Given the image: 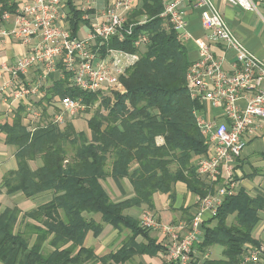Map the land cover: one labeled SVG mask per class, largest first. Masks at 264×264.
<instances>
[{"label":"trees","instance_id":"trees-1","mask_svg":"<svg viewBox=\"0 0 264 264\" xmlns=\"http://www.w3.org/2000/svg\"><path fill=\"white\" fill-rule=\"evenodd\" d=\"M3 1L0 15L14 11L15 6ZM140 2L129 15L128 22L135 23L132 34L123 40L114 35L101 48L102 52L108 48L139 52V60L122 77L124 92L110 91L101 98L100 92L70 86L66 75L34 103L42 111L34 129L23 121L24 104L12 124L0 126L7 134L6 143L17 148L18 164L3 179L0 194L4 189L29 198L48 190L54 194L49 202L28 211L18 205L0 210V264H141L133 263L135 255L153 256L165 253V248L139 218L125 211L143 205L154 210V195H172L179 181L200 198L208 193L192 160L208 148L197 122L203 105L192 96L187 82L192 62L178 33L161 16L162 0ZM65 4L71 33L77 36L87 21L85 12L76 8L74 0ZM140 19L145 21L138 24ZM141 32L149 35V42L137 49L134 41ZM56 95L82 98L92 112L86 131L78 130L71 120L62 127L50 119L49 105ZM37 160L40 164L34 168L31 162ZM109 176L119 185L127 178L134 195L114 200L102 183ZM262 209L264 196L239 190L226 197L217 215L206 221L203 240L195 245L203 253L221 245L223 257L204 254L196 256L193 264H242L252 247L259 245L252 233ZM92 214H101L103 222L120 232L130 230L118 249L98 255L94 247L85 245L90 231L96 237L103 231L102 222Z\"/></svg>","mask_w":264,"mask_h":264},{"label":"built area","instance_id":"built-area-1","mask_svg":"<svg viewBox=\"0 0 264 264\" xmlns=\"http://www.w3.org/2000/svg\"><path fill=\"white\" fill-rule=\"evenodd\" d=\"M16 1L19 4L12 34L29 48L13 64L3 67L10 74L7 86L11 88V96L26 106V112L33 119L42 117V111L34 103L46 95L47 88L53 85L51 75L56 72L62 78L67 75L70 86L84 91H125L122 77L139 60V52L117 48L102 52L101 48L102 43L114 35L123 40L132 34L135 23H129L128 19L135 9V0H109L106 9L95 14H90L88 7L83 6L84 17L92 20L85 37L73 36L61 22L65 17L62 9L66 0ZM184 1L162 0L161 13L182 41L187 36L188 24ZM219 1H193L201 12V23L208 31L209 40H197L199 57L191 63L187 73L192 96L221 107L223 112L220 121L197 112V122L208 150L197 162L196 172L211 188L200 198L190 222L163 223L148 208L139 219L141 226L161 230L167 264L194 263L198 250L195 245L204 238L206 221L217 215L226 197L237 192L234 170L245 152L247 135L254 133L257 119H264V61L251 52L227 24L218 7ZM226 1L242 9L256 8L253 0ZM2 17L8 19L9 13H3ZM144 21L140 19L138 24ZM148 42L149 35L141 32L134 46L143 48ZM210 42H220L234 52L235 60L230 69L224 66L223 57L214 54ZM33 69L42 70L37 80L28 76ZM85 111L87 106L82 98L70 95H56L49 105L50 119L60 126L65 125L69 117ZM263 255L264 246H254L242 264L260 262Z\"/></svg>","mask_w":264,"mask_h":264},{"label":"crops","instance_id":"crops-1","mask_svg":"<svg viewBox=\"0 0 264 264\" xmlns=\"http://www.w3.org/2000/svg\"><path fill=\"white\" fill-rule=\"evenodd\" d=\"M193 1L185 0L183 3V10L188 22L186 27L187 36L184 38L183 44L186 47L190 62L197 60L199 57L197 40H209L208 31L204 30L201 23V12L194 7ZM253 1L256 4V8L252 10L231 5L226 0H220L218 7L234 33L251 52L264 61V0ZM6 2L8 7L15 6V8L14 11L9 9L4 10L0 15V126L6 123L12 124L16 111L22 104L11 96V88L9 89L7 86L10 74L3 65L13 64L18 58L26 54L29 48L12 34L15 28L14 19L19 3L16 0H6ZM3 3L4 1L2 2L0 0V9ZM108 3L109 0H74L76 8L83 9V6L86 5L90 14H95L96 12L101 13L106 9ZM140 5V0H135V9ZM62 11L65 17L61 22L70 30L68 23L69 9L66 4ZM6 12L9 13L8 19L2 17L3 13ZM84 19L88 22L86 21V23L81 25L77 37H85L88 33L92 20L91 17H84ZM210 46L217 57L224 58V66L230 69L232 62L235 60L234 52L226 49L220 42H210ZM40 75H42L41 69H33L29 72L28 76L31 80H37ZM51 78H53L52 80L54 82L62 77L56 72L51 75ZM241 102L244 103L243 100ZM201 103L203 108L200 111L207 118L217 121L223 120L221 107L214 106L208 101ZM91 115L92 112H89L88 117ZM72 118H68L67 122L71 120L78 130L86 131L87 124L84 125L82 121L86 123L87 120L84 118L80 119L81 117L77 116ZM23 121L28 125L29 129H34L41 121V117L33 119L26 112ZM61 126L63 127L64 125ZM6 137V132L0 129V184L3 182L7 173L16 170L18 167L16 159L17 148L14 145L6 143ZM159 141H162V138H159ZM201 157L202 155L194 156L192 158L193 163L197 164ZM31 164L36 168L40 164V160L32 161ZM234 178L236 180L237 191L242 190L253 197L258 195L264 196V119H257L254 133L247 135L246 149L242 157L238 160L234 170ZM102 183L110 196L116 201H121L134 195L133 187L127 178L124 179L121 185L117 184L111 176L103 180ZM207 188L209 191L211 187L207 185ZM53 195V192L48 190L29 198L22 192L7 194L4 189L3 193L0 194V210L18 205L23 211H28L49 202L52 200ZM199 200L200 196L197 193L189 190L185 182L179 181L174 185L172 195L162 192H157L154 195L155 205L153 211L163 223H172L180 220L190 222L193 214L196 212ZM146 208L147 206L145 205L133 206L125 212L140 219L142 211ZM91 216L97 221L102 222L103 231L98 237L90 231L85 239V245L94 247L98 255H104L118 249L126 236L130 234L129 229H124L120 232L111 224L103 222L101 220V214H92ZM252 234L255 241L259 245L264 246V209L258 213V222ZM150 235L156 238L158 243H162L164 240V236L159 229L150 230ZM223 249V246L216 244L209 247L206 253L198 249L196 256L203 258L205 254L204 257L220 259L223 257ZM165 258L166 255L164 252H159L153 256L149 254L135 255L133 263L167 264ZM247 264H264V255L261 257L260 262Z\"/></svg>","mask_w":264,"mask_h":264},{"label":"rangeland","instance_id":"rangeland-1","mask_svg":"<svg viewBox=\"0 0 264 264\" xmlns=\"http://www.w3.org/2000/svg\"><path fill=\"white\" fill-rule=\"evenodd\" d=\"M118 92H120V91H118ZM112 93V92H111ZM111 93H102V94H100V96H101V98H102V96H106V95H110ZM100 99V98H99ZM89 116V112L88 111H85V112H82V113H80V114H78L77 115V117H81L80 119H85L86 120V118ZM69 118H72V117H69ZM73 119V118H72ZM83 122V124L85 125L86 123L84 122V121H82ZM82 124V125H83ZM165 260L167 261V259L165 258Z\"/></svg>","mask_w":264,"mask_h":264}]
</instances>
